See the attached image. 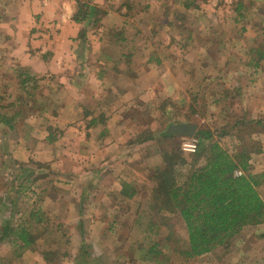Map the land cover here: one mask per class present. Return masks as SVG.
Returning <instances> with one entry per match:
<instances>
[{"label": "rangeland", "instance_id": "374dc122", "mask_svg": "<svg viewBox=\"0 0 264 264\" xmlns=\"http://www.w3.org/2000/svg\"><path fill=\"white\" fill-rule=\"evenodd\" d=\"M92 3L105 11L101 19L108 14L99 28L105 35L107 32L114 35L124 25H132L142 34L138 41L151 37L156 44L163 45L168 37L162 29L155 34L148 27L156 24L155 19L160 26L163 21L169 23L172 45L167 50L171 55L167 60L169 65L180 66L175 68V85L170 84V93L177 95L166 96L163 85L157 84L155 97L135 98L138 106L126 113L127 121L131 122L129 127L106 137L108 141L121 142L108 151L116 158L115 162H121L116 166L122 175L117 179L119 187L110 177L103 179V185L97 182L88 186L83 169L79 174L74 164L75 159H82V153L73 149L70 141L74 136L67 132L79 118L70 116L71 110L86 113L82 125L92 119L103 122L100 101L86 98L81 104L79 98H73L78 92L75 94L66 84L71 73L68 69L72 68L69 65H81L85 54H72L76 59H67L66 71L59 79L51 73L40 78L33 75L21 89L18 74L23 72L22 57L9 58L0 50V113L8 116L17 113L12 128L0 124V264H264V222L244 226L228 244L217 246L198 260L180 254L186 247L184 223L178 213L156 209L152 198L154 182L149 178L151 169L161 165L163 151H170L173 145L182 151L181 144L192 138L198 145L197 132L210 131L213 135L203 141V148L217 140L233 156L241 147L247 152L255 151L250 153L249 169L260 175L256 188L264 201V57L257 67L253 62L248 65L247 57L256 60L257 55L251 51L264 50V0H92ZM76 8L75 0H0V48L5 43L3 34L8 32L5 30L12 28L20 35L28 33L32 45L43 50L41 55L45 59L47 54L50 56L48 46L55 47L58 43L54 39L58 33L69 38L71 50L73 46L75 51L82 52L84 45L92 46L87 34L98 37L101 33L95 29L99 26L74 22L72 15ZM215 16L225 19L219 29ZM186 23L189 26H184ZM81 28L86 39L79 41ZM253 33H258L255 41ZM224 34L237 41L226 39ZM207 36L211 40L208 44ZM19 38H15L17 46ZM104 43H109L110 55L121 46L108 39ZM62 44L57 48L68 45ZM158 53L163 55L162 51L154 55ZM71 100H77L78 107L75 102L69 103ZM181 123L195 124V132L163 136L171 126ZM47 127L53 128L56 135L52 143L46 140ZM98 131L90 132L87 138L96 141ZM145 137L151 138L139 142ZM41 151L47 157L42 161L37 160ZM144 156H156L159 163L146 166ZM128 157H134L130 166L125 163ZM78 167L86 169L82 162ZM189 168L190 164L179 168L180 180ZM123 183H126L124 191L132 196L120 193ZM33 211H38L36 215L43 219L40 227H30L35 241L29 248L18 250L11 242L12 235L2 234L3 227L32 224L29 217ZM44 252L48 253V260Z\"/></svg>", "mask_w": 264, "mask_h": 264}, {"label": "crops", "instance_id": "0c3cea01", "mask_svg": "<svg viewBox=\"0 0 264 264\" xmlns=\"http://www.w3.org/2000/svg\"><path fill=\"white\" fill-rule=\"evenodd\" d=\"M212 11H214V9H212ZM121 14L123 16L127 15L126 13ZM229 15L230 14H227L226 16ZM107 16H104L101 22H106L108 19ZM126 17L129 16L127 15ZM215 17L219 29L220 24L225 22V19L224 17ZM229 18L230 17H228L227 20H229ZM154 21H156V24L151 23L148 28H151V32L155 34L158 33L159 29H162L163 33L168 37L167 41L163 42V45L156 44L151 37H148V40L140 39L138 41L139 37H142V34H138L136 29H133L132 25H124L119 30L117 29L118 31L115 35L109 36L108 33L105 35L103 31H101L102 29L98 30V32L101 33L98 34V37L93 36L95 35L93 33H88L86 37L92 42V46L89 47L88 44L84 45L82 52L81 50L75 51V47L73 46L71 50V44H68L69 38L63 37L62 33H58L54 38L58 43H56L55 47L48 46L50 56L47 54L46 59L41 55L43 54V50H39L40 48H36V45H32L33 42L28 33L24 32L20 35L19 32H14L12 28L5 30L8 31L6 34H9V32L11 33L12 38L10 34L6 35L2 33L5 38V43L3 47L0 48L1 54L5 53L9 58H15L16 56L22 57L20 65H23V72H28L35 76L37 75L39 78L45 73H51L59 79L62 72L66 71L65 66L67 64V59H76L72 54H85V60L81 65L76 67L72 64L69 65L72 66V68L68 69V73H71H69L70 78L66 84L75 94L78 92L77 96H73V98H79L81 104L82 99L86 98L98 99L100 101V115L103 116V122L95 121L91 125H82L81 123H83L86 113L83 114L82 110H71L73 113L69 112V115L74 117L79 116V118L78 123L70 126L67 132L74 136L73 140L70 141L73 149H77V153H82V159H75L74 164L79 174H81L80 169H83L82 175L84 178H87L86 182H89L87 183L88 186L93 187V185H97V182L103 185V179L110 177V180H114L117 187H119V180L117 179H120L122 175H119V169L116 166L121 162H115L116 158L113 159L112 156L108 154V151H112V149L119 146L118 144L121 142L118 143V141L114 142L113 140L108 141L106 137L115 131H122L129 127V123L131 122L127 121L126 113L127 110H131L133 106H138L135 103V98L141 96L148 97V95H154L155 97L157 84L163 85L162 89L165 91L166 96L171 97L172 95H177V93H170V84L175 85L173 81L176 75L175 72H177L175 68L179 65L176 63L175 65L174 63L169 65L167 60L168 56H171L167 50L172 45V31L167 21H163L161 26L158 24L160 22L159 20L155 19ZM106 25L108 24L106 23ZM186 25L189 26V23L184 24V26ZM179 27L182 26L179 25ZM142 30L144 32V29ZM220 32L221 31H219V34ZM14 33L19 34L23 39L20 40ZM257 34L253 33L254 37H252V41L257 40ZM224 36L226 39L230 38V40L233 39L237 41L235 38H232L230 34H224ZM15 38H19L17 43L19 42L20 46L16 45ZM206 38L207 40L205 43L208 44L211 40L209 36ZM105 39L106 42L108 39V42L121 45L117 46L118 50L114 55L107 53V44L109 43L105 44ZM62 42V45L68 44L67 47L63 48L60 46L62 49L57 48ZM95 42H98V44L93 45ZM217 42H220V40ZM251 46L255 45L252 44ZM160 51L163 52V55H161V53L154 55V52L157 53ZM145 52H147V55H145ZM247 57L249 59L248 65H253V61L249 56ZM107 96L108 98H105ZM72 102L77 103V107L80 104L77 100H71L69 103ZM70 106L72 107V105ZM95 117L96 116H94V118ZM97 131L99 134L96 137V141H92L91 137L87 138L90 132L96 133ZM94 145H98V147H94ZM43 146L41 148L45 150L46 148ZM36 147H38V145ZM79 150H82V152ZM76 156L75 154L74 157L76 158ZM42 157H44V159ZM45 159H47V157L41 151V156L37 160L42 161ZM142 159L146 166L157 165L159 163V158L156 156L152 158L144 156ZM132 160H134V157H128L125 163L130 166L132 165ZM81 162L86 169L78 167ZM209 254L210 252L205 253L196 257V259L198 260L200 257Z\"/></svg>", "mask_w": 264, "mask_h": 264}, {"label": "trees", "instance_id": "16d2710c", "mask_svg": "<svg viewBox=\"0 0 264 264\" xmlns=\"http://www.w3.org/2000/svg\"><path fill=\"white\" fill-rule=\"evenodd\" d=\"M75 2L77 8L72 15L74 22L83 23V26L85 23L99 26L95 28L97 30L102 28L100 15L105 14V11H101L92 0H75ZM82 28L77 37L79 41L85 39L86 32ZM107 33L111 34V32ZM113 33L115 35L116 32ZM251 52L257 55L256 60L252 59L253 64L255 67L260 66L258 62L264 57V50L256 48ZM30 76L33 75L28 72L18 74L21 89L29 84L32 79ZM16 115L17 113L12 116L0 113V124H7L12 128V120ZM93 122L94 119L89 124ZM52 131L53 128L47 127L48 143L56 139ZM197 134L200 135L197 150L187 154L191 161L184 156L177 145H173L170 151L162 152L161 165L151 169L152 173L149 176L154 182L152 198L156 202V209L176 212L184 223L186 247L179 252L189 259L208 253L217 246H225L229 239L246 225L264 222V201L256 188L260 183L258 178L260 175L251 173L249 169L250 153L255 151L247 152L241 147V150L233 156L217 140L203 148L201 146L203 141L213 134L210 131H198ZM174 135L173 132H163V136L166 137ZM150 138L145 137L139 142ZM188 164L190 168L183 173V180H180L179 168ZM239 168L243 173L235 175L234 171ZM123 184L120 193L128 197L132 196V193L124 191L126 183ZM36 214L39 212L33 211L30 214L29 219L32 218V224L18 225L16 228L8 225L3 227L2 234L12 235L11 242L18 250L29 248L35 241L30 227H40L39 224L43 220L42 216ZM150 226L149 229L152 228V225ZM153 226L158 225L153 224ZM47 254V252L43 253L45 260H48ZM154 254H158V251Z\"/></svg>", "mask_w": 264, "mask_h": 264}, {"label": "water", "instance_id": "95a60500", "mask_svg": "<svg viewBox=\"0 0 264 264\" xmlns=\"http://www.w3.org/2000/svg\"><path fill=\"white\" fill-rule=\"evenodd\" d=\"M196 130L195 124H176L171 126L168 131L179 134L192 135Z\"/></svg>", "mask_w": 264, "mask_h": 264}, {"label": "built area", "instance_id": "2783aa9c", "mask_svg": "<svg viewBox=\"0 0 264 264\" xmlns=\"http://www.w3.org/2000/svg\"><path fill=\"white\" fill-rule=\"evenodd\" d=\"M181 149L186 154H192L197 150V141L194 138L186 140L181 144ZM234 173L235 175H241L243 172L236 169Z\"/></svg>", "mask_w": 264, "mask_h": 264}]
</instances>
